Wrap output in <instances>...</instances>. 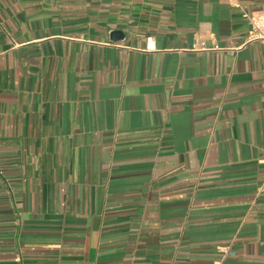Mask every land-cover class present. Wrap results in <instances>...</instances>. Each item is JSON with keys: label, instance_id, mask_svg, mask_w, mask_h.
Here are the masks:
<instances>
[{"label": "crops", "instance_id": "0c3cea01", "mask_svg": "<svg viewBox=\"0 0 264 264\" xmlns=\"http://www.w3.org/2000/svg\"><path fill=\"white\" fill-rule=\"evenodd\" d=\"M262 10L0 0V264H264Z\"/></svg>", "mask_w": 264, "mask_h": 264}, {"label": "built area", "instance_id": "2783aa9c", "mask_svg": "<svg viewBox=\"0 0 264 264\" xmlns=\"http://www.w3.org/2000/svg\"><path fill=\"white\" fill-rule=\"evenodd\" d=\"M243 16L250 23L249 40H257L264 44V10L253 13L244 12Z\"/></svg>", "mask_w": 264, "mask_h": 264}]
</instances>
